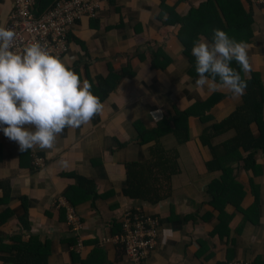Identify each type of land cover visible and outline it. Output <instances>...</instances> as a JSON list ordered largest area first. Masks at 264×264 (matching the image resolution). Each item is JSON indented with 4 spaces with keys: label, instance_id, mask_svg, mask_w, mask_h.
<instances>
[{
    "label": "crops",
    "instance_id": "obj_1",
    "mask_svg": "<svg viewBox=\"0 0 264 264\" xmlns=\"http://www.w3.org/2000/svg\"><path fill=\"white\" fill-rule=\"evenodd\" d=\"M37 1L47 7L54 0ZM206 1L165 0L167 10L163 12L160 0H101L95 18L85 17L71 27L69 50L61 61L82 82L91 84L94 95L101 79H109L113 73L115 82H101L112 85L101 100L102 113L79 128H65L51 149L36 147L21 152L19 145L0 130V217H4L0 219V237L4 245H12V235L24 240L35 236L49 248L47 264H128L114 237L123 213L140 208L157 214L161 222L156 250L145 264L264 261L262 149L254 152L255 169L245 168L242 160L229 163L234 179L244 190L239 203L243 209L253 204L252 186L256 187V214L246 215L229 202L221 208L208 202L211 196L206 188L222 171L206 167L211 156L200 135L206 126L240 106L244 95L236 97L226 90L195 85L197 74H192V61L179 40L178 19ZM11 6V0H0V25L6 26ZM215 13L217 19L209 20L210 28L205 30L208 34L200 31L196 37L210 42L212 24L219 20L223 27L218 29L247 44L251 73L256 72L263 84L264 115V5L221 0L215 4ZM238 21L242 28L234 31L231 28ZM214 92L220 97L205 110L210 120L201 121V108L184 119L188 125L186 141L179 143L170 130L157 140L142 141L136 122L139 127L152 129L165 118L173 127L176 111H185ZM249 128L255 136L260 134L255 121ZM234 135L235 129L230 127L213 136L211 142ZM157 144L178 153V170L170 176L168 196L150 202L123 194L124 164L149 160ZM36 156L43 159L41 166L36 165ZM75 175L91 179L97 195L73 205L65 192L76 183ZM157 178L158 182L163 179ZM24 198L25 222L19 219L25 211ZM70 211L80 220L76 229L68 221ZM15 254L0 251V264H9L3 258Z\"/></svg>",
    "mask_w": 264,
    "mask_h": 264
},
{
    "label": "trees",
    "instance_id": "obj_2",
    "mask_svg": "<svg viewBox=\"0 0 264 264\" xmlns=\"http://www.w3.org/2000/svg\"><path fill=\"white\" fill-rule=\"evenodd\" d=\"M38 2L40 3L38 9L41 12V10L45 8V5L41 6L42 2ZM220 2L221 0H207L198 8L190 9L186 17L177 18L181 22L178 37L184 45V52L189 54L190 61H192V74L197 73L195 71V58L190 54L191 47L193 43L198 40V37H196L198 32L202 31L208 34L205 30L210 28L209 20L217 19L215 4H220ZM100 3L101 2H99V4ZM160 8L163 12L167 10L165 7V0H160ZM222 10L223 13L226 14L224 12L226 9ZM217 22L218 24H212V30L217 29L218 26L223 27L222 24L219 23V20ZM242 24V22L238 21L231 29L238 31L242 28ZM209 38L212 39L211 37ZM235 40L240 41L239 39ZM230 66L240 71L236 62L235 64L231 63ZM114 76L115 75L111 73L107 76L109 79H101L98 86H96L97 91L95 95L100 101L107 95L112 86L108 83L102 85L101 82H115V79H112ZM241 76L244 78L242 72ZM247 85V89L243 96V103L219 122L206 126L200 135L201 142L207 145L211 156L210 159L206 161V167L208 170L220 169L222 171L220 177L218 179H213L206 188L208 194L211 196L208 202L220 208L227 202L232 203L238 210L244 212L246 215L250 212L257 213L258 192L257 189H255L256 187L252 186V191L255 196L254 202L248 208L243 209L239 203L242 200L244 190L242 185L234 179L233 167L229 166V163L242 160L245 168L255 169L258 167L254 159L255 150L260 148L264 152V115L262 113L263 84L260 82L256 72L251 73V79L247 80ZM219 97L220 94L214 92L204 101L194 103L191 108L182 112L176 111V115L172 118L174 121L173 127L169 125L165 118L158 121L157 126L152 129L139 127V122H136L135 126L138 128L142 141L150 139L157 140V137L170 130L175 134L178 142L182 143L188 139V125L185 123L187 116L193 114L194 110L198 112L199 108H201V112L199 113L201 121L206 122L210 120V114H205V110H208L209 107L217 102ZM252 121H255L259 127L260 134L258 136H255L250 131L249 124ZM230 127L235 129L234 136L215 144L211 142L213 136ZM243 152H247V154L243 155ZM177 156L178 153L175 149L165 150L157 144L156 147L154 146L151 149V158L149 160L143 162H126L124 164L126 186L122 189L123 194L150 202H157L168 196L170 192V176L178 170ZM161 176L163 177V181L161 180L158 182V178L156 179V177ZM75 177L76 183L66 190L65 197L73 205L89 198L93 199L97 195L93 181L81 175H75ZM24 200L25 198L23 199V203ZM24 208L25 211L19 219L25 222L27 220V208L25 203ZM8 212L9 210L6 212L7 215ZM0 219L2 221L4 217H0ZM9 238L12 239V245L6 246L4 245L3 238L0 237V251H15L16 254L14 257H4L3 260L5 262L9 264H47L50 252L46 242L45 244L44 242H40L35 236H30L27 240L22 239L20 235H12ZM118 248L122 252L121 246L118 245ZM257 263L264 264V261H258Z\"/></svg>",
    "mask_w": 264,
    "mask_h": 264
},
{
    "label": "clouds",
    "instance_id": "obj_3",
    "mask_svg": "<svg viewBox=\"0 0 264 264\" xmlns=\"http://www.w3.org/2000/svg\"><path fill=\"white\" fill-rule=\"evenodd\" d=\"M16 33L0 25V130L21 152L51 149L65 128H79L103 111L91 84L39 42L14 49ZM198 88L226 90L242 97L251 79L248 46L224 30L191 47ZM235 61L240 71L230 66ZM241 72L247 77L242 78Z\"/></svg>",
    "mask_w": 264,
    "mask_h": 264
},
{
    "label": "built area",
    "instance_id": "obj_4",
    "mask_svg": "<svg viewBox=\"0 0 264 264\" xmlns=\"http://www.w3.org/2000/svg\"><path fill=\"white\" fill-rule=\"evenodd\" d=\"M101 0H54L41 12L37 0H11L12 6L6 27L16 33L14 49L22 51L30 42H39L51 54L60 59L70 46V29L83 18H95ZM251 5H264V0H246ZM36 165L43 159L35 157ZM74 229L81 226L74 211L68 214ZM160 218L140 208L126 210L120 220V230L114 241L121 246L128 264H145L156 250ZM221 264H258L247 260H231Z\"/></svg>",
    "mask_w": 264,
    "mask_h": 264
}]
</instances>
